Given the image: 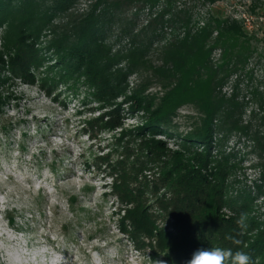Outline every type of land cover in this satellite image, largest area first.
<instances>
[{
    "label": "trees",
    "instance_id": "16d2710c",
    "mask_svg": "<svg viewBox=\"0 0 264 264\" xmlns=\"http://www.w3.org/2000/svg\"><path fill=\"white\" fill-rule=\"evenodd\" d=\"M76 1L0 0V29L5 31L4 39L0 38V72L6 69L23 82L37 83L47 95H53L61 85L72 91L83 86L87 97L99 110H105L87 125L91 130L114 131L122 126L120 108L115 104L123 93L121 83L152 43L166 41L158 77L166 81L162 88L168 90L157 103L154 98H142L141 93L133 98L136 108L145 114L143 124L121 131L116 144L124 159L109 164L115 175L114 193L126 208L121 229L136 246H143L137 240L140 234L152 240L157 252L152 251L150 259L163 256L165 264H187L194 251L211 248L231 249L233 255L242 252L249 257V264H264V222L253 214L251 194L240 190L232 196L236 180L230 183L228 178L237 166L232 161L234 154H225L222 148L231 135L238 142L254 143L263 185L254 188L261 194L264 94L253 89L247 102L237 95L244 80L252 83L246 68L256 51L252 42L258 40L247 33L243 20L217 16L211 10L204 17L190 16L188 7L171 11L172 0H88L86 13L67 19L65 26L53 25ZM201 1L211 7L219 0ZM159 7L161 10H156ZM128 13L131 17H124ZM144 14L147 22L138 31L136 21ZM259 17L264 18V9ZM45 32L49 40L42 47ZM109 39L114 44L127 41L123 55L129 56L130 64L124 75L117 69L111 71L118 55L110 53ZM215 50L220 51L218 64L211 60ZM232 75L237 82L234 92L226 97L221 90ZM248 103L259 104L260 115H252L255 124L244 125ZM184 104L192 105L198 119L187 132L175 134L180 139L178 150L145 140V135L154 137V133L175 129L176 110ZM134 135L140 137L135 146ZM130 156L133 160L125 163ZM144 172L152 174L150 180L142 177ZM150 202L155 203L157 216L151 214ZM242 216L243 227L238 223ZM127 224L134 232L126 230Z\"/></svg>",
    "mask_w": 264,
    "mask_h": 264
},
{
    "label": "rangeland",
    "instance_id": "374dc122",
    "mask_svg": "<svg viewBox=\"0 0 264 264\" xmlns=\"http://www.w3.org/2000/svg\"><path fill=\"white\" fill-rule=\"evenodd\" d=\"M263 5L264 0H219L211 7L201 0H172L170 7L175 12L191 8L189 15L199 18L211 10L217 16L243 20L247 33L258 40L252 42L256 51L246 68L252 74V83L248 85L244 80L238 88L237 95L240 100L246 98L245 102L253 89L264 94V18L259 17ZM87 9L88 0H77L65 15L55 18L53 25L65 26L67 19L86 13ZM145 19V14L138 17L136 30L146 24ZM4 32L0 29V38L4 39ZM46 34L40 39L42 47L49 40ZM109 40L110 53L118 55L111 71L117 69L124 75L130 64L129 56L123 55L127 41L114 44L113 39ZM165 42L152 43L121 83L123 93L115 104L120 108L122 126L114 131L91 130L87 125L105 110H99V105L87 97L83 86L72 91L61 85L53 95H47L37 83L23 82L6 69L0 72V264H155L162 260L161 255L150 259L152 251L157 252L152 240L140 234L137 240L143 246H136L122 231L126 208L114 193L115 175L109 164L124 159L116 144L121 131L143 124L145 114L136 108L133 98L141 93L142 98H154L157 103L168 90L162 88L166 81L158 77ZM219 59L220 51H213V64H218ZM236 82L235 75L228 78L221 94L229 97ZM258 105L248 103L242 117L244 125L255 124L252 115L259 117ZM176 114L175 129L154 133V137L145 135V140L160 141L168 150H178L180 139L175 134L190 130L198 113L191 104H184ZM139 138L133 137L134 146ZM253 146L252 141L238 142L231 135L222 148L225 154H234L232 161L237 166L228 178L230 183L236 180L232 196L240 190L251 194L253 214L264 222V189L257 194L254 188L255 184L263 185L259 181L260 161ZM216 151L212 150V156ZM132 160L130 156L125 163ZM151 175L142 173L146 180ZM150 206L151 214L157 216L155 203L150 202ZM126 230L133 231L128 224Z\"/></svg>",
    "mask_w": 264,
    "mask_h": 264
},
{
    "label": "clouds",
    "instance_id": "9594fccd",
    "mask_svg": "<svg viewBox=\"0 0 264 264\" xmlns=\"http://www.w3.org/2000/svg\"><path fill=\"white\" fill-rule=\"evenodd\" d=\"M244 217L242 216L238 223L243 227ZM233 243L239 244L240 241L233 237H228ZM231 260V264H249V257L242 253L236 252L234 255L231 249L224 250L220 248L198 249L192 253L191 259L187 264H226V261ZM155 264H165V261L158 260Z\"/></svg>",
    "mask_w": 264,
    "mask_h": 264
}]
</instances>
